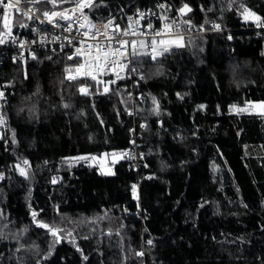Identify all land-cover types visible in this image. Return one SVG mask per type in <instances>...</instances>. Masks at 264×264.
Listing matches in <instances>:
<instances>
[{
	"label": "trees",
	"instance_id": "obj_1",
	"mask_svg": "<svg viewBox=\"0 0 264 264\" xmlns=\"http://www.w3.org/2000/svg\"><path fill=\"white\" fill-rule=\"evenodd\" d=\"M159 1L192 25L228 31L168 43L156 60L131 55L132 78L104 93L68 80L59 51L36 50L25 74L3 61L0 264H264V115L230 110L264 101V30L242 20L245 8L264 20V0H95L85 13L122 25ZM4 15L0 6V29ZM133 121L136 165L123 158ZM113 153L122 156L109 174L73 159Z\"/></svg>",
	"mask_w": 264,
	"mask_h": 264
},
{
	"label": "built area",
	"instance_id": "obj_2",
	"mask_svg": "<svg viewBox=\"0 0 264 264\" xmlns=\"http://www.w3.org/2000/svg\"><path fill=\"white\" fill-rule=\"evenodd\" d=\"M4 2L8 3V0H4ZM12 2L14 3L15 0H12ZM78 3L79 1L72 5L44 11L48 13L54 11L62 12L70 17V19H63L59 16L53 17L51 23L44 16V12H40L35 4L26 3L22 0L19 5H16L22 12H28V15L33 17L32 19L10 8V10L15 11V19H13L14 22H12L10 27L0 29V34H2L0 38L4 39V43L0 44V68L3 61L8 59L13 63L18 62L25 74L26 62L34 56L36 50L59 51L67 59H69V56L74 57L73 59H69L71 63L68 69L70 71L65 72V77L73 75L77 76V79L89 80L97 86V92L104 93L111 81L121 82L132 78L131 53L133 52V47L130 43L131 41H137L135 49H139L143 53L148 52L149 55L147 56L153 60L151 56V42L153 39L170 42L173 39L181 40L188 36L216 31H228V29H206L198 25H192L189 21L174 12L172 6L167 1H159L152 6L130 12L122 25L117 23L113 17L102 21L90 18L85 13L89 7L83 8L82 11L80 9H77L75 12L71 11L77 7ZM161 4L165 5V7L160 8L159 5ZM66 9L68 11H65ZM139 13H144V16L141 17ZM130 17L131 19H129ZM109 20H112L113 24L105 28L104 26ZM93 25L95 27H92ZM117 25L119 26L118 29L115 28ZM165 25H170V30H165ZM253 29L264 30V25H257ZM122 30H126L129 34L124 35ZM157 32H163L164 34L157 36ZM98 33H107V35H99ZM109 36L113 37V39L109 40ZM120 41L129 42L121 49V51L126 53L124 57H121L117 53L115 56L109 58L108 66H105L103 58L98 63H94L97 55L95 45H104L107 51H112L113 49L120 48ZM140 41H144L146 47H141ZM167 44H158L157 50L162 51ZM80 65H84V68L80 69L78 73L76 69ZM93 76L96 77L95 80L92 79ZM82 86L88 89L87 85ZM0 92L4 94L3 97H0V121H2L0 122V130L5 131L6 124L1 108L5 104L8 95L3 83L0 84ZM128 113L133 119L135 118V97L132 92H130ZM135 124L133 121L131 127L132 148L123 153V158L132 161L136 165L141 159L143 160V153L138 149L139 133ZM140 125L143 127L142 122H140ZM133 185L136 186L135 194ZM133 185L130 187V192L135 197L138 195L139 181Z\"/></svg>",
	"mask_w": 264,
	"mask_h": 264
},
{
	"label": "snow or ice",
	"instance_id": "obj_3",
	"mask_svg": "<svg viewBox=\"0 0 264 264\" xmlns=\"http://www.w3.org/2000/svg\"><path fill=\"white\" fill-rule=\"evenodd\" d=\"M22 2V0H15V2L13 3L12 0H8V3H5L4 0H0V6H2L5 9V23H4V27L8 28V17H7V10L8 9H14L16 12H20L22 15L28 16L29 19H32V16L28 15V12H22L21 9L19 7H17L16 5H19ZM24 2L26 3H32V4H36V3H40L42 2V0H24ZM46 2L52 3L53 5H56L58 0H46ZM59 2L63 3L66 2V0H59ZM72 2H75V0H72ZM94 6L93 4V0H79V3L77 4L76 8H73L71 11L75 12L77 9H80L82 11L83 8L85 7H92ZM160 8H164L165 5L161 4L159 5ZM191 11L190 8H188L187 5H185L183 8L180 9L181 13H184L185 11ZM65 11H68L67 9ZM245 19L249 20V19H255L256 21H258V26H260V24H264V20L261 19V17L257 16V14L255 12H252L250 9L245 8ZM139 15L141 17L144 16V13H139ZM44 16L48 18L49 23L52 22V18L53 17H61L63 19H70V17H68L67 15H65L62 12H52V13H48V12H44ZM131 19V17L129 18ZM113 24L112 20H109L107 22V24L104 26L105 28H108L110 25ZM23 26V25H22ZM92 27H95L94 25ZM149 27H151V25H149ZM165 30H170L171 26L170 25H165ZM217 28L219 27V25L216 26ZM116 28L118 29L119 26L117 25ZM124 35H128L129 33L126 30H122ZM99 35H107V33H98ZM163 32H157L156 35L160 36L163 35ZM2 35V34H0ZM87 35V33H86ZM109 40L113 39V37L109 36L108 37ZM4 43V39L0 38V44ZM129 42L128 41H120V48L117 49H113L112 51H107L104 45L101 44H97L95 45L96 49H97V55H96V59L94 61V63H98L100 61L101 58H103L104 64L105 66H108L109 64V58L115 56L117 53H119V55L121 57H124L126 55V53L124 51H121V49H123ZM132 47H133V52L131 53V55L136 56V55H149L148 52H144V53H137L135 51L136 45H137V41L133 40L130 42ZM166 43H169L165 40H159L157 41L156 39H153L151 42V48H152V52H151V56L153 60H156L158 56L162 55L164 52H167L170 50V48L165 47L163 48V51H158L157 50V45H165ZM176 44L177 47H181L183 46L182 44L179 43V41H175L174 42ZM141 47H146L145 42L144 41H140L139 42ZM79 51V50H78ZM73 56H69V59H73ZM121 67H123V65H121ZM84 68V65H80L76 71L79 73L80 69ZM66 72L70 71V69H65ZM132 71H135V69H132ZM68 80H76L78 77L77 76H73V75H69L66 77ZM118 78H120L118 76ZM143 78V77H141ZM92 79H96L95 76L92 77ZM111 83H115V81H111ZM109 89H105V92H107ZM82 94H87L88 90L87 88L81 87L80 89ZM3 92H0V97H3ZM154 99V103H155V98ZM251 103V102H249ZM65 107H68V105H65ZM203 107V106H201ZM233 109H236L238 112H246L248 111L247 108H237L235 105L231 106ZM255 107H257L258 109H260L259 113L260 115H264V101L259 102V104L255 105ZM2 122V121H0ZM73 159H77V160H86L88 159V157H76ZM25 164H27V161H25ZM21 175H24L23 170H21ZM56 181L53 180V183H55ZM135 188L136 186L133 185V190H134V194H135ZM33 218L35 219L36 217V213L33 212L32 213ZM40 227L46 228L49 230V232H51L53 235H56L57 231H60L58 229H55L47 224H43V223H39ZM149 244L152 243V241L148 242ZM137 255H143V253H137Z\"/></svg>",
	"mask_w": 264,
	"mask_h": 264
},
{
	"label": "rangeland",
	"instance_id": "obj_4",
	"mask_svg": "<svg viewBox=\"0 0 264 264\" xmlns=\"http://www.w3.org/2000/svg\"><path fill=\"white\" fill-rule=\"evenodd\" d=\"M245 15H246V13H245V10H244V12L242 13V20L243 21H252V22H256V23L258 22L255 19L246 20L245 19ZM4 17H5V15H4ZM7 17H8V21L14 19V15L12 14V12H11L10 9L7 10ZM175 41H179L180 42L179 39H173L169 43L175 44L174 43ZM91 85H92L91 86L92 89H94L96 91L98 90L97 89V86L93 82H92ZM250 102L251 103L248 102V103H246L244 105H235V106L237 108H247L248 111H246V112H256V113H259L260 109H258L257 107H255V105L259 104L260 101H250ZM231 106H233V105H230V110L232 112L237 113L238 111L236 109H233ZM0 136H1V131H0ZM121 156H122V154L113 153V154H109V155L102 154V155H99V156L98 155H91V156H81V157H88V159L83 160V161H86L87 163L92 164V165H96L97 168H98V170L100 172H102L104 174H109L112 171V165H113V163L115 161H117Z\"/></svg>",
	"mask_w": 264,
	"mask_h": 264
},
{
	"label": "water",
	"instance_id": "obj_5",
	"mask_svg": "<svg viewBox=\"0 0 264 264\" xmlns=\"http://www.w3.org/2000/svg\"><path fill=\"white\" fill-rule=\"evenodd\" d=\"M115 28H116V26H115ZM82 87L86 88L85 86H82ZM80 93H81V91H80ZM81 94H82V93H81Z\"/></svg>",
	"mask_w": 264,
	"mask_h": 264
}]
</instances>
